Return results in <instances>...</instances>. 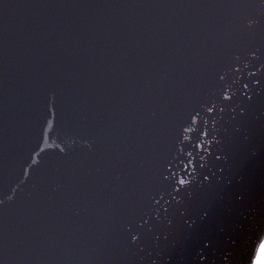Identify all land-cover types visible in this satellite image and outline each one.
I'll return each mask as SVG.
<instances>
[{"label": "water", "instance_id": "water-1", "mask_svg": "<svg viewBox=\"0 0 264 264\" xmlns=\"http://www.w3.org/2000/svg\"><path fill=\"white\" fill-rule=\"evenodd\" d=\"M263 241L264 0H0V264Z\"/></svg>", "mask_w": 264, "mask_h": 264}, {"label": "snow or ice", "instance_id": "snow-or-ice-1", "mask_svg": "<svg viewBox=\"0 0 264 264\" xmlns=\"http://www.w3.org/2000/svg\"><path fill=\"white\" fill-rule=\"evenodd\" d=\"M228 97H226L227 99ZM211 111V109H209ZM185 183L184 179H180L179 184L183 185ZM207 211H211L208 209ZM256 264H264V246H262L258 252L257 262Z\"/></svg>", "mask_w": 264, "mask_h": 264}, {"label": "flooded vegetation", "instance_id": "flooded-vegetation-1", "mask_svg": "<svg viewBox=\"0 0 264 264\" xmlns=\"http://www.w3.org/2000/svg\"><path fill=\"white\" fill-rule=\"evenodd\" d=\"M262 246H264V241H263L262 244L260 245V248H261ZM260 248H259V250H260ZM258 252H259V251H258ZM257 257H258V254H257V256H256V258H255L253 264H256V262H257Z\"/></svg>", "mask_w": 264, "mask_h": 264}]
</instances>
